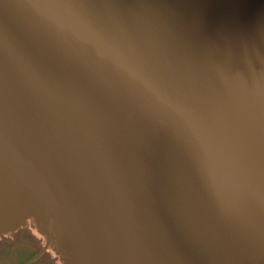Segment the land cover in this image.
Segmentation results:
<instances>
[{"label":"water","instance_id":"obj_1","mask_svg":"<svg viewBox=\"0 0 264 264\" xmlns=\"http://www.w3.org/2000/svg\"><path fill=\"white\" fill-rule=\"evenodd\" d=\"M30 224L56 264H264V0H0V232Z\"/></svg>","mask_w":264,"mask_h":264},{"label":"snow or ice","instance_id":"obj_2","mask_svg":"<svg viewBox=\"0 0 264 264\" xmlns=\"http://www.w3.org/2000/svg\"><path fill=\"white\" fill-rule=\"evenodd\" d=\"M50 3L56 5H71L75 0H49ZM82 42L91 44L96 48L97 54L101 59L110 60L117 69L126 75L129 84L132 87H140L150 93L155 100L165 109H169L186 120L195 121L198 117L190 112L185 106L177 103L170 95H168L157 82L153 80L139 64H131L123 59V54L118 50H114L107 44H100L95 39L88 37L82 38ZM176 246L183 256L192 257L200 260V264L206 258H201L199 249L188 243L182 236H177Z\"/></svg>","mask_w":264,"mask_h":264},{"label":"flooded vegetation","instance_id":"obj_3","mask_svg":"<svg viewBox=\"0 0 264 264\" xmlns=\"http://www.w3.org/2000/svg\"><path fill=\"white\" fill-rule=\"evenodd\" d=\"M51 240L33 224L0 232V264H56Z\"/></svg>","mask_w":264,"mask_h":264}]
</instances>
